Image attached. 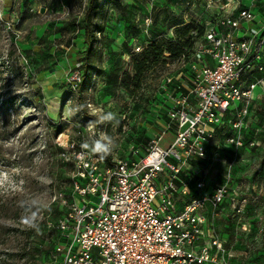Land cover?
Segmentation results:
<instances>
[{
    "label": "rangeland",
    "instance_id": "1",
    "mask_svg": "<svg viewBox=\"0 0 264 264\" xmlns=\"http://www.w3.org/2000/svg\"><path fill=\"white\" fill-rule=\"evenodd\" d=\"M122 4L120 9L103 6L104 15L95 20L104 30L96 33V71L80 104L73 79L82 74L79 54L87 46L84 29L76 23L86 12L87 0H0V264L50 263L48 254L58 241L56 226L65 215L62 201L70 198L77 173L72 160L62 156L71 144H88V151L106 163V157H127L134 144L143 152L149 139L167 126L172 128L162 146L168 148L174 140V98L162 87L164 77L186 72L192 87L200 37L194 35L193 48L180 60H170L166 49L163 58L169 65L159 63L148 70L138 90L132 87L134 67L152 44L179 40L175 24L197 21L203 6L200 0ZM249 6L256 23L264 19V0ZM239 35L244 37L245 30ZM253 82L262 89L248 106L243 147L231 143L224 149V139L233 131L223 127L202 172L212 198L206 217L226 249L227 259L220 260L233 264H264V73L254 75ZM160 94L164 103L155 104ZM109 114L111 119L106 118ZM62 123L65 131L57 134L53 126ZM97 140L108 146L106 152L93 151ZM181 176L191 190L202 182L194 173ZM220 187L227 193L217 204Z\"/></svg>",
    "mask_w": 264,
    "mask_h": 264
},
{
    "label": "built area",
    "instance_id": "2",
    "mask_svg": "<svg viewBox=\"0 0 264 264\" xmlns=\"http://www.w3.org/2000/svg\"><path fill=\"white\" fill-rule=\"evenodd\" d=\"M202 3L197 22L205 32L193 64L195 81L192 87L183 85L186 92L177 96L170 89L174 76L162 86L174 98L170 119L176 130L170 147L162 143L172 126L151 138L144 153L133 148L129 158H111L109 164L84 144H71L62 156L72 160L77 173L70 198L62 201L65 215L56 226L58 241L49 264H233L225 260V246L206 217L212 198L202 172L219 129L233 131L224 149L231 143L243 147L248 106L262 89L253 77L264 73V19L256 23L246 0ZM247 23L254 27L246 29ZM81 78L75 74L76 86ZM233 113L235 118L226 122ZM184 171L202 182L191 190ZM216 193L214 201L222 204L226 188Z\"/></svg>",
    "mask_w": 264,
    "mask_h": 264
},
{
    "label": "trees",
    "instance_id": "3",
    "mask_svg": "<svg viewBox=\"0 0 264 264\" xmlns=\"http://www.w3.org/2000/svg\"><path fill=\"white\" fill-rule=\"evenodd\" d=\"M202 1L203 0H200V4L203 6ZM108 4L111 5L112 9H120L123 6L122 0H87L86 12L83 18L79 19L76 23V26L84 29V41L87 46L86 50L82 54H79L80 61L78 62L79 69L81 70L82 73L81 82L78 83L76 86V93L79 95L80 104H84L82 95L85 90V86L89 81V79L91 78V75L96 71V67L94 66L92 61L96 55V49H95L96 33L97 32L102 33L104 30V27L100 23L95 22V20L99 16L104 15L103 6H106ZM175 27H176V34L179 37V40L175 42L171 41L168 43H163V42L154 43L149 48L144 50L143 53L141 54L142 61L137 66L134 67L135 74L133 76V86H132L134 89L138 90L141 88L143 77L145 76L146 72L150 70L152 67H155L159 63H161L164 66L169 65L168 59L163 58L164 54L166 53L165 52L166 49L170 54L169 57L170 60H177V59L180 60L183 57H186L187 55L186 50H191L193 48L195 44L194 33H196L197 36L200 37L201 39L204 36V32H205L204 26L195 20H192L191 22H187L185 24L183 19H181L179 22H177V24H175ZM167 76L175 77L174 83L172 86H170V89H176L175 91L176 96L180 93L186 92V89H184L183 87V85L188 86L185 78L186 72H182L180 76H177V74L174 75L169 74ZM166 77H164V79ZM126 87L127 89L131 88V86L129 85H127ZM178 87H181V89L177 91ZM40 97L41 99L43 98L42 95ZM158 102L164 103V95L160 94L157 96L155 104H157ZM231 118H232L231 114L227 115L225 121L228 122ZM53 127L55 128L57 134L64 133L65 131V125L63 123L54 125ZM246 131L247 130H245V132ZM150 140L151 138L149 139V141ZM133 148L139 149L137 144H134ZM65 152L66 151H64L63 153ZM142 153H144V151ZM130 156L131 154H129L127 157L124 158H129ZM105 159H106V163L109 164L111 161V157H106ZM53 248L54 246L52 247V249ZM48 259L50 261V252L48 254Z\"/></svg>",
    "mask_w": 264,
    "mask_h": 264
},
{
    "label": "clouds",
    "instance_id": "4",
    "mask_svg": "<svg viewBox=\"0 0 264 264\" xmlns=\"http://www.w3.org/2000/svg\"><path fill=\"white\" fill-rule=\"evenodd\" d=\"M106 118L111 119L112 118V115L109 114V116L106 117ZM82 146L85 147V148H87L88 147V144H84ZM107 150H108V146L106 144H104L102 142V140L95 141V146L93 148V151H104V152H106Z\"/></svg>",
    "mask_w": 264,
    "mask_h": 264
},
{
    "label": "crops",
    "instance_id": "5",
    "mask_svg": "<svg viewBox=\"0 0 264 264\" xmlns=\"http://www.w3.org/2000/svg\"><path fill=\"white\" fill-rule=\"evenodd\" d=\"M252 1L253 0H249V2H248V7H250V8H253V6H249Z\"/></svg>",
    "mask_w": 264,
    "mask_h": 264
}]
</instances>
